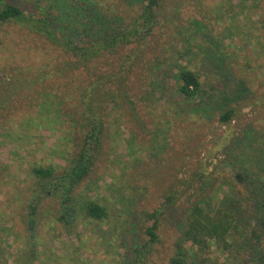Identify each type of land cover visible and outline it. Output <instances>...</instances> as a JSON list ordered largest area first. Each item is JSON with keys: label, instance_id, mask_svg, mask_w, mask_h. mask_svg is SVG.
Masks as SVG:
<instances>
[{"label": "rangeland", "instance_id": "374dc122", "mask_svg": "<svg viewBox=\"0 0 264 264\" xmlns=\"http://www.w3.org/2000/svg\"><path fill=\"white\" fill-rule=\"evenodd\" d=\"M99 1L117 26L123 16H134L139 4L138 0H42V6L54 18L58 32L67 34V25L74 29L84 15L89 20L91 14H98ZM242 1H165L160 19L166 22L146 51H152L153 58L162 53L163 58L170 57L177 50L175 38L180 39L173 31L179 30L182 37L180 29L185 26L189 34L197 29L198 44L187 42L186 53L206 84L219 87L218 98L200 108L199 114L179 118L171 103L162 106L163 101L154 98L141 104L130 90L136 108L128 103L130 113L122 108L109 111L94 167L63 205L62 197L40 189L32 167L53 165L57 174L68 167L61 159L73 145L62 140L66 126L58 123L50 130L41 119L45 114H39V105L42 92L61 93L57 87L65 88L69 80L46 82L45 87L37 81L30 87L27 82L35 81L42 68H55L64 59L43 36L24 26L0 28V264H170L193 204L203 199L210 203L212 217L216 213L220 218L218 212L225 213L221 203L227 185L236 193L229 208L234 226L225 241L209 240L210 248L201 253L202 258L214 264H258L264 231L246 200L244 176L230 169L231 156L242 143L264 132V0ZM34 2L0 0V7L12 3L38 16ZM195 19H202L203 30L190 26ZM167 40L171 44L164 50ZM146 74L142 70L132 83L144 84ZM21 76L28 80H20ZM122 99L128 101L126 96ZM229 109L237 110L239 120L220 126V113ZM219 136L225 138L224 153L216 151L217 159L208 161L215 163L211 167L214 185L190 199V189L179 186V181L194 178L203 154L221 145ZM183 190L187 192L178 199ZM174 195L176 199L167 202ZM86 198L107 207V222L90 218ZM153 228L155 239L150 233ZM255 229L260 244L253 237Z\"/></svg>", "mask_w": 264, "mask_h": 264}, {"label": "trees", "instance_id": "16d2710c", "mask_svg": "<svg viewBox=\"0 0 264 264\" xmlns=\"http://www.w3.org/2000/svg\"><path fill=\"white\" fill-rule=\"evenodd\" d=\"M89 1L93 2V0ZM165 1L138 0L137 13L128 18L123 16L119 26L111 21L112 14L103 11L100 6L103 2L99 1L98 14H91L89 20L84 15L74 29L67 25L65 30L70 31L67 34L58 32L54 18L49 10L42 6V0L34 2L39 12L38 16L28 14L12 3L0 7V28L4 25L24 26L30 32L43 36L55 51L60 52L59 57L64 59L58 60L55 68L50 70H46V67L42 68L35 76V81L27 82L30 87L36 81L45 87L46 82L55 81L58 84L59 80H69L65 88L57 87L61 93L42 92L44 99L39 105V114H45L41 119L46 121L50 130L54 131V126L58 123L66 126L62 140L67 143L73 142V145L67 147L66 157L63 156L61 159L68 167L60 174L56 173L53 165L45 167L36 164L32 167L36 180L41 181L40 189L62 197V205L71 201L74 191L94 167V157L101 147L103 127L109 117V111L122 108L121 111L130 113L131 110L128 109L131 108L126 106L128 103L134 106L133 109L136 108L135 101L129 96L130 90L141 104L144 103L143 100L151 102L154 98L159 103L163 101L160 104L162 106L167 102L171 103L176 107L179 118L199 114L200 108L213 103L218 98L219 87L206 84L203 75L192 68V60L186 53L187 42L198 44L197 29H192L189 34V30H185L188 26H185L183 31L180 29L181 37L179 30L174 28V35L180 36V39L175 38L178 44L173 47L177 50L171 53L170 57L163 58L164 53H162L161 56L153 58L150 54L152 51L149 53L146 51L152 48L154 40L152 37L158 30L163 29L161 25L166 22L165 19H160ZM117 20L118 18L115 17L114 21ZM203 24L202 19H195L190 26L198 25L199 30H203ZM80 33L83 36L78 39ZM168 44L171 42L167 40L162 48L168 50ZM152 59H155L154 64H151ZM142 70L147 72L146 82L137 86L132 83V78L139 77ZM77 74L79 77L75 79ZM24 77L21 76L19 79L27 81L28 76ZM81 77L83 78L80 79ZM126 86L127 89L124 90ZM123 96H126L128 101L123 100ZM48 100H51V105L47 104ZM2 104H7V101H3ZM247 105L252 104L247 103ZM187 111L190 113L185 114ZM236 120H239V116L235 109L222 111L219 115L220 126L230 125ZM219 137L217 144L221 145H218V149L213 148L203 154L201 166L194 172V178L189 181H179V186L190 189V199L194 194L201 193L203 188L214 185L212 178L214 170L211 167L215 163L209 164L208 161L211 158L217 159L216 151L224 153L225 144L222 142L225 138ZM230 163L231 171L239 172L242 177L244 176L242 184L246 186V200L253 206L252 216L260 224L261 231H264V132L259 131L247 138L240 149L232 154ZM238 176L236 179L241 183ZM87 189L85 188L86 196L89 193ZM226 189L221 203L225 213L220 210L218 212L220 218L215 217L216 213L212 217L208 212L210 203L203 199L193 204L191 207L193 209L187 218L188 227L176 244L170 264H214L208 258H202L201 253L210 248L209 240L215 239L216 243L225 241L234 226L229 208L236 201V193L234 187L230 185H227ZM184 191L178 193V199L187 192ZM175 199V195L167 197V202ZM95 200L86 198L84 202L86 212L90 218L99 223L107 222L109 219L107 207ZM154 229L150 233L155 239ZM252 234L260 244L261 236L256 229ZM258 264H264V250L260 252Z\"/></svg>", "mask_w": 264, "mask_h": 264}, {"label": "flooded vegetation", "instance_id": "af4514ba", "mask_svg": "<svg viewBox=\"0 0 264 264\" xmlns=\"http://www.w3.org/2000/svg\"><path fill=\"white\" fill-rule=\"evenodd\" d=\"M240 176H238V178H239ZM65 216H67V214H65Z\"/></svg>", "mask_w": 264, "mask_h": 264}]
</instances>
